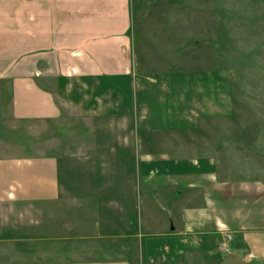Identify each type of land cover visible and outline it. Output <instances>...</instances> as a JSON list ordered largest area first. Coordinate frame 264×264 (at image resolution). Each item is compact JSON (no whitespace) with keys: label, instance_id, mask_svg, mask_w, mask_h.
Masks as SVG:
<instances>
[{"label":"crops","instance_id":"crops-1","mask_svg":"<svg viewBox=\"0 0 264 264\" xmlns=\"http://www.w3.org/2000/svg\"><path fill=\"white\" fill-rule=\"evenodd\" d=\"M130 2L0 0V87L14 119L51 124L61 92L84 119H100L68 156L19 155L7 142L0 264H173L189 241L211 251L220 226L239 246L264 248V177L142 142L155 135L139 122Z\"/></svg>","mask_w":264,"mask_h":264},{"label":"rangeland","instance_id":"rangeland-1","mask_svg":"<svg viewBox=\"0 0 264 264\" xmlns=\"http://www.w3.org/2000/svg\"><path fill=\"white\" fill-rule=\"evenodd\" d=\"M130 3L141 79L139 122L142 130L155 135L142 142L175 158L215 159L224 173L264 177V0ZM2 90L0 139L6 142H0V157L7 155V142L19 145V155L68 156L92 141V124L100 119H84L62 92L57 95L61 117L43 124L15 120L10 93ZM220 232L221 238H211V251L195 250L189 241L192 248L186 256L173 253L168 260L264 264V248L245 246L247 238L239 246L225 226ZM230 234L231 250L222 251ZM158 259L155 263L161 264Z\"/></svg>","mask_w":264,"mask_h":264},{"label":"built area","instance_id":"built-area-1","mask_svg":"<svg viewBox=\"0 0 264 264\" xmlns=\"http://www.w3.org/2000/svg\"><path fill=\"white\" fill-rule=\"evenodd\" d=\"M232 235H227L226 239L223 241L222 243V251H225V252H230L229 250H231V246H230V241H231V238Z\"/></svg>","mask_w":264,"mask_h":264}]
</instances>
